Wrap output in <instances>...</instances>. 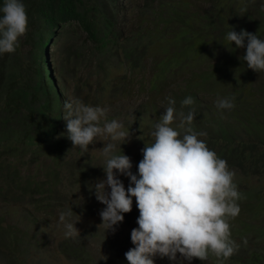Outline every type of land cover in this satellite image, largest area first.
<instances>
[{"label":"trees","instance_id":"1","mask_svg":"<svg viewBox=\"0 0 264 264\" xmlns=\"http://www.w3.org/2000/svg\"><path fill=\"white\" fill-rule=\"evenodd\" d=\"M124 1L22 0L28 16V31L20 38L15 53L0 54V203H25L36 212L51 215L56 210L66 209L68 193L64 192L69 186L73 190L83 188L86 192L80 208L73 211L84 217L94 216L98 212V201L94 194L89 193L87 186L88 183L90 187L94 186L98 176L94 158L89 153L92 145H89L88 152H82L73 148L66 135H60L66 133L63 106L68 99L64 96L67 86L63 82L67 76L76 74L83 62L90 61L92 73L97 75V87L93 89L88 79L79 80L73 85L69 101L79 99L87 105L101 107L103 98H115V93L127 86L123 81L125 76L115 77L114 81L110 78V67L115 61L118 65L125 63L130 73L139 72L148 52L156 47L162 49L165 56L158 63V73L154 75V80L159 81L174 74L179 64L193 61V56L207 48L205 35L198 32L195 23L188 24V16L184 13L187 8L185 0H144L142 4L135 1L131 4L128 0L126 5ZM2 6L3 0H0ZM124 10H130L129 14L137 17L146 15L148 18L155 11L156 14L160 11L168 15L164 19L159 16L157 23L160 26L154 30L136 25L127 32L125 15L128 14ZM175 18H179L182 24L177 35L171 38L162 25H168ZM195 21L204 28L221 26L227 30L228 12L217 7L216 16L204 14ZM258 32L264 36L262 30ZM61 39L63 43L59 44L58 50L63 52L65 64L58 70V79L63 81L59 83L49 67L47 48ZM211 40H215V35H211ZM170 42L174 43L172 53L169 52ZM84 89L88 91L87 95L80 98ZM135 123L136 120L128 122V128ZM121 148L124 154L128 153L125 144ZM249 149L252 150L248 151L240 142L225 141L220 145L217 156L228 165L234 164L246 170V164L264 162V151ZM122 150L119 148L117 151ZM41 159H49L43 177L22 172L23 167L30 169ZM31 213L27 216L32 217ZM139 214L138 208L132 209L124 214V221L135 224ZM244 232L247 233L241 236L238 253L227 259V264H264L263 251L257 246V239L264 234V228L259 235L251 234V237L248 230ZM83 234L85 232L75 240L63 237L57 241L58 252L72 264H90L91 257ZM245 238L247 246L243 244ZM117 254V264H128L125 253ZM41 258L27 232L5 223L0 216V264H43Z\"/></svg>","mask_w":264,"mask_h":264},{"label":"rangeland","instance_id":"2","mask_svg":"<svg viewBox=\"0 0 264 264\" xmlns=\"http://www.w3.org/2000/svg\"><path fill=\"white\" fill-rule=\"evenodd\" d=\"M121 2V0H117ZM142 4L144 0H131ZM188 24L195 23L198 32L204 36L207 48L204 52L197 53L192 57L193 61H185V65L179 64L174 74L164 76L161 80H154L158 69L156 68L161 59L165 56L162 49L153 48L144 57L143 69L139 72L130 73L125 63L117 64L115 61L110 67L112 72L110 78L114 81L115 77L125 76L123 81L127 84L125 89L115 93V98H103L101 107L108 109L107 117L117 119L124 124L125 129H131L132 137L125 145L128 147L127 156L132 161V172L137 173L139 161L143 158L141 149L145 144L150 145L154 138L150 135L152 126L159 121L161 115L165 113L168 106V98L175 100L177 113L184 111L187 114L188 107H182L181 102L192 97L194 104L191 106L196 111V117L193 121V129L196 132H205L206 136L199 137L204 140L208 148L217 154L219 147L225 141H236L244 144L248 151L254 148L256 151H264V72L256 73L247 68L246 61L242 60V55L246 53L245 49H236L235 45L226 41L227 30L233 26L235 31L246 29L248 32L258 34V37L264 39L258 30L264 32V0H185ZM128 0L124 1L126 5ZM128 6V5H127ZM217 7H222L228 12V28L221 26L202 27L195 21L198 16L209 14L216 16ZM127 19L126 31L135 28L136 25L141 28L154 30L160 26L157 22L167 17V13L156 11L149 13L146 18L137 17L130 13V10H124ZM123 16V18H125ZM137 22V23H136ZM162 22H165L162 20ZM166 23V22H165ZM201 23H205L201 20ZM182 24L179 18H175L170 23L162 25L165 31L175 37L179 32V26ZM200 26V27H199ZM209 26V25H208ZM167 27V28H166ZM204 28V29H201ZM225 31V32H223ZM215 35V40H211V35ZM83 35V34H81ZM62 39L50 45L47 48L49 67L53 77L59 83L58 70L64 62L63 52L58 50L59 44L62 45ZM246 44V42H245ZM232 45V46H231ZM170 53L174 51V43L170 42ZM197 47V46H196ZM197 50V48H195ZM198 51V50H197ZM175 53V52H174ZM193 55V54H191ZM194 57L197 60H194ZM241 57V59H239ZM93 64L85 61L76 74L70 73L67 76L64 96L70 100L73 95V85L78 81L88 79L90 86L97 87V75L92 73ZM155 75V76H154ZM61 83V84H63ZM87 90L82 91L80 98L87 95ZM93 91L91 90L90 93ZM218 97H235V107L231 110L219 109L216 106ZM64 108V106H63ZM138 118V119H137ZM136 120L134 126L128 128V122ZM179 119L172 127L177 128ZM180 130V129H177ZM182 131V130H181ZM120 142H117L119 150ZM124 145V144H122ZM103 142H97L92 145L89 153L94 158L97 166L98 176L94 181L104 179L105 173L102 167L103 156L101 148ZM31 168H22V172L34 175L38 178L43 177V171L49 161L44 159ZM45 161V162H44ZM44 162V165H42ZM246 164V163H245ZM229 169L235 173L234 182L237 184L238 191L241 194V200L238 201L241 212L238 217L230 221L232 238L238 244L241 236L247 233L259 235L260 230L264 228V162L258 165L246 164V170L237 165H228ZM125 185H129V179L125 176H119ZM64 193H68L66 209L80 208L82 201L86 198V192L83 188L73 190L69 186ZM110 191V189H109ZM98 212L92 217L73 216V220L80 219L76 227L83 234L84 244L88 250L91 260L90 264H117V253H126L134 247L131 242V231L138 225L125 221L115 226V232L108 230L106 232L99 215L105 205L98 202ZM64 210V208H61ZM65 209V210H66ZM133 210L137 209L135 198H133ZM30 211L33 216L29 217ZM61 210H56L49 215L44 212H36L25 203L11 202L9 204L0 203V216L5 219V223L16 226L27 232V237L36 244V248L42 255L43 264H72L66 260L57 250V241L64 237L63 225L59 221ZM133 225V226H132ZM252 230V231H251ZM87 231V233H86ZM248 232V233H249ZM89 233H91L89 235ZM252 240V239H251ZM257 246L263 251L264 255V234L259 235ZM105 256L107 259L105 260ZM155 264H181L178 254L177 261H171L167 257H154ZM183 264H189L183 261ZM191 264H218L217 258L210 255L207 261L193 259ZM227 264V260L224 261Z\"/></svg>","mask_w":264,"mask_h":264},{"label":"clouds","instance_id":"3","mask_svg":"<svg viewBox=\"0 0 264 264\" xmlns=\"http://www.w3.org/2000/svg\"><path fill=\"white\" fill-rule=\"evenodd\" d=\"M27 31L28 16L22 0H3L0 54L15 53ZM225 39L236 49L246 48L241 57L247 68L264 72V39L246 29L237 32L233 26ZM234 101L235 97H218L216 106L231 110ZM175 103L168 98L165 113L152 126L150 135L154 142L141 149L143 158L135 174L131 158L121 148L131 140V129H125L117 119L109 121L108 109L87 105L79 99L66 100V133L60 135H66L73 148L82 152H88L89 145L97 142L104 144L100 149L103 164L99 167L106 178L87 186L89 193L105 205L99 215L106 232H115V226L124 221V214L132 211L135 198L140 214L138 227L132 229L130 236L134 247L124 254L128 264H155L156 256L177 261L178 254L181 264H191L194 258L207 261L210 255L217 258L218 264H224L241 247L232 238L230 225L241 212L238 201L242 197L234 182L235 173L199 138L207 133L194 131L193 98L189 96L181 102L182 107L189 108L187 114L177 113ZM177 119L179 124L174 129L172 125ZM117 142L121 152L117 151ZM119 176L129 179L127 188ZM74 214L77 215L72 207L59 214L66 239L80 237L76 224L81 216L73 220ZM243 244L247 246L246 238Z\"/></svg>","mask_w":264,"mask_h":264}]
</instances>
